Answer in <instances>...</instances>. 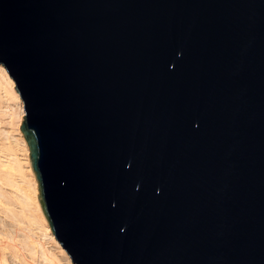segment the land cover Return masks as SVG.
Wrapping results in <instances>:
<instances>
[{
	"label": "water",
	"instance_id": "95a60500",
	"mask_svg": "<svg viewBox=\"0 0 264 264\" xmlns=\"http://www.w3.org/2000/svg\"><path fill=\"white\" fill-rule=\"evenodd\" d=\"M0 63L74 264H264V0H0Z\"/></svg>",
	"mask_w": 264,
	"mask_h": 264
},
{
	"label": "bare ground",
	"instance_id": "6f19581e",
	"mask_svg": "<svg viewBox=\"0 0 264 264\" xmlns=\"http://www.w3.org/2000/svg\"><path fill=\"white\" fill-rule=\"evenodd\" d=\"M0 67V264H74L42 212L19 128L23 101Z\"/></svg>",
	"mask_w": 264,
	"mask_h": 264
},
{
	"label": "snow or ice",
	"instance_id": "6c2138e0",
	"mask_svg": "<svg viewBox=\"0 0 264 264\" xmlns=\"http://www.w3.org/2000/svg\"><path fill=\"white\" fill-rule=\"evenodd\" d=\"M4 72L3 68L0 67V73ZM5 75H7V73H4Z\"/></svg>",
	"mask_w": 264,
	"mask_h": 264
}]
</instances>
